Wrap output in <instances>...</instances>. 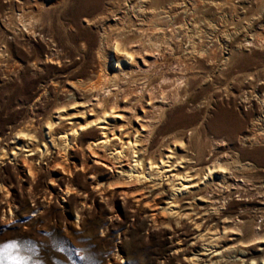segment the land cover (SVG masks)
I'll use <instances>...</instances> for the list:
<instances>
[{
    "label": "rangeland",
    "instance_id": "374dc122",
    "mask_svg": "<svg viewBox=\"0 0 264 264\" xmlns=\"http://www.w3.org/2000/svg\"><path fill=\"white\" fill-rule=\"evenodd\" d=\"M116 45L132 57L118 67ZM98 71L117 84L90 94ZM81 106H113L108 124L119 114L129 129L146 113L137 172L150 178L102 166L119 140L106 151L88 149L94 128L63 136ZM168 148L198 175L176 204L166 193L180 172L146 170ZM9 243L23 264H264V0H0V248Z\"/></svg>",
    "mask_w": 264,
    "mask_h": 264
},
{
    "label": "bare ground",
    "instance_id": "6f19581e",
    "mask_svg": "<svg viewBox=\"0 0 264 264\" xmlns=\"http://www.w3.org/2000/svg\"><path fill=\"white\" fill-rule=\"evenodd\" d=\"M154 11V10H153ZM152 10H141V9H137L136 12L138 13H141L142 14V17H145V14H152L153 13ZM118 19V18H117ZM114 21V20H113ZM106 33L103 31L100 35H99V43L101 44L103 42V40L106 39ZM108 40V39H107ZM105 43V42H104ZM103 43V45H104ZM121 45V44H120ZM119 45V46H120ZM119 46H114L112 47L114 52L113 55H112V58L116 61V64H117V67L122 65L123 61L127 62V60H132V57L131 55L129 54V52H126L127 49H124L123 47H119ZM122 46V45H121ZM161 48V47H160ZM98 51V49H97ZM162 51V50H161ZM99 53V52H98ZM97 55V54H96ZM101 55V54H99ZM133 55V54H132ZM98 56V55H97ZM99 58V56L97 57V59ZM101 60V59H100ZM47 62V61H46ZM130 62V61H129ZM50 63V62H49ZM53 63V62H52ZM102 68V67H101ZM100 70V69H99ZM104 72V70H103ZM144 75V74H143ZM145 76V75H144ZM115 76L112 75V74H106V73H102V71H98L97 73V76H96V81L95 82H89L90 84H88V87H85L87 88V92L88 93H101L104 91L108 92L109 90V87H113V86H116V81ZM130 78V77H129ZM132 78V77H131ZM139 78V77H138ZM139 79H142V78H139ZM138 79V80H139ZM143 80V79H142ZM151 81V79H149ZM137 81V79H136ZM147 81V79L145 80V82ZM144 82V83H145ZM149 82V81H148ZM147 82V83H148ZM82 83V82H81ZM80 83V84H81ZM74 84V83H73ZM77 84H79L77 82ZM84 85V83H83ZM140 85V84H139ZM151 85V84H149ZM79 86V85H78ZM73 88V87H71ZM116 88V87H115ZM78 89V88H77ZM85 92V91H84ZM148 93V92H147ZM111 94V93H110ZM97 95V96H98ZM109 95V94H108ZM145 96V95H144ZM143 96V97H144ZM98 99V98H97ZM147 100L149 104H147V106L151 107L154 103H155V100L152 99V97H147ZM94 101V100H93ZM107 102V101H106ZM157 102V101H156ZM153 103V104H152ZM162 103V101H161ZM102 105V104H100ZM108 105V104H107ZM106 108V106H104ZM113 107V106H112ZM110 107L109 109H103L102 108L101 112H93L88 114L86 113L87 110H85L84 108H82L81 106V110L76 112L75 114H72L71 115V120L72 123H71V127L70 129L63 135L65 138L68 137V136H74V135H77L79 136L80 138L82 137V132H85L86 134L89 133V132H93L92 129L94 128L95 130L97 131H100V133L98 134L99 136L97 137V139H94V141H91L90 145H88V149L90 148H93L91 146H94L97 147V146H100V148H105V146H109L111 143H113L110 138H113L114 140L116 139L119 140L120 142V147L119 148H112L111 149V152H115V161L114 162H108L107 161H104L105 163H102V166L104 168H107L109 169L110 166L111 168H116L118 169V172L117 174L119 173H123V174H126L129 178H135L133 180H140V179H146L147 177H149L151 174H143V171L142 172H137V170H140L141 166H142V163L144 162V155L147 154V148L148 146H144L142 140L144 138H146V134H148V127L149 126H146L145 123V112L143 113V116H137L135 117V120H134V123L136 124L134 127H132L131 129L129 128H126V122L123 121L124 117L122 115H115L116 119H121V123L122 125H119L117 128L114 127V125H111V124H108L107 120H106V114H108L107 112L109 111L111 115H114V113H112L114 107L112 108ZM64 109V108H63ZM98 109V108H97ZM116 109H114L115 111ZM76 111V110H75ZM89 112H91L89 110ZM57 114V112H56ZM78 114H81L82 116H79ZM60 115V114H59ZM84 115H86L84 117ZM147 117V116H146ZM108 119V117H107ZM81 120V121H79ZM125 120V119H124ZM56 123V122H55ZM129 124V123H127ZM48 128H51L52 124H47ZM97 127V128H96ZM155 127V126H154ZM156 128V127H155ZM53 129V128H52ZM152 130V129H151ZM155 130V129H154ZM49 132V131H48ZM78 132H81V133H78ZM153 132V131H152ZM51 133V132H50ZM155 133V131H154ZM153 133V134H154ZM150 134V133H149ZM51 135V134H50ZM23 136V134H22ZM148 136V135H147ZM32 137V136H31ZM150 137L152 138V136L150 135ZM148 137V138H150ZM28 138V137H27ZM74 138V137H73ZM24 139V138H23ZM70 139V138H69ZM33 140V139H32ZM146 140V139H145ZM148 140V139H147ZM111 141V142H110ZM52 142V141H51ZM150 142V141H149ZM143 143V144H142ZM112 145V144H111ZM110 145V146H111ZM46 146V145H45ZM67 146V145H66ZM113 146V145H112ZM27 148V146H26ZM29 148V147H28ZM67 148V147H66ZM108 148V147H107ZM106 149V148H105ZM36 150V149H35ZM110 150V149H109ZM129 150V152H132V154H136L137 156H133V158H136V160L133 159V161H130V157L131 156H127L126 158L124 157V153L125 151ZM29 151H33V150H29ZM28 151V152H29ZM107 151V149H106ZM31 153V152H30ZM166 153L165 155L162 156V158L159 160V165H156V163L154 162H149V163H146V165L148 166L146 170L148 169H157V171L159 170H167V171H164L165 173L166 172H170V171H174L175 169H177V172L179 171L180 173H178L177 175H172V181H180V184L178 185L179 187L176 189L175 188V185L173 186V190L171 192V194H168L166 193V196H167V201L168 200H171V202L167 203V204H173L177 202L178 198L175 197V194L178 192L182 193V191H185L187 189H194V188H198L199 185H196V183H194V180L196 179L195 177L198 176L197 174H194L192 175V172H184L186 171V169H188V167H190V165H193L194 162L192 159H185V158H180L178 160L175 159V157H173L174 155V152L173 150H171L170 148H168L166 150ZM127 155V153H125ZM149 154V153H148ZM125 155V156H126ZM199 155V154H198ZM112 156V155H111ZM121 156H123L121 158ZM4 157V156H3ZM2 157V158H3ZM6 157V156H5ZM171 160V161H169ZM131 162H133L134 165L131 164ZM148 162V161H147ZM187 166V167H184ZM109 166V167H108ZM214 167V166H213ZM241 167L244 168V170L247 169V167H249L248 164H243L241 165ZM140 168V169H139ZM167 168V169H165ZM136 169V170H134ZM171 169V170H169ZM241 169V168H240ZM145 170V169H144ZM181 170H184L182 173H181ZM215 170V167L214 168H207V170H205V172H207V174L204 172L203 173V176H201V179L205 176H208L210 175L211 172H213ZM243 170V169H242ZM198 170H193V172H196ZM216 173V172H215ZM158 174V173H157ZM156 174V175H157ZM163 174V173H162ZM213 174V173H212ZM211 174V175H212ZM120 175V174H119ZM171 175V174H170ZM158 176V175H157ZM150 178V177H149ZM195 178V179H194ZM207 178V177H206ZM211 178V177H209ZM175 179V180H174ZM199 179V178H198ZM197 179V180H198ZM125 180V179H124ZM138 180V181H139ZM150 180V179H149ZM211 180V179H210ZM208 182V181H207ZM206 182V184H207ZM202 184H205V183H202ZM205 184V185H206ZM177 186V184H176ZM149 194L151 193V191H147ZM205 197L203 198H200L199 201H201L202 203H206V204H210V202L206 199ZM178 203V202H177ZM166 204V205H167ZM184 205H186L187 207L188 206H191L193 207L194 206V201H189V202H185ZM210 205H208L207 208H202V207H199V210H207L208 211H212L213 209L209 207ZM173 207V206H172ZM175 208V207H174ZM167 210L169 211V213H172L173 209H170V208H167ZM177 214V212H173V214ZM197 214H200L197 213ZM180 216V215H179Z\"/></svg>",
    "mask_w": 264,
    "mask_h": 264
},
{
    "label": "snow or ice",
    "instance_id": "6c2138e0",
    "mask_svg": "<svg viewBox=\"0 0 264 264\" xmlns=\"http://www.w3.org/2000/svg\"><path fill=\"white\" fill-rule=\"evenodd\" d=\"M17 247L18 245L16 243H9L3 245V247L0 248V264H2L4 260H10L12 261V264H23L19 257H13L9 255L11 250L16 249Z\"/></svg>",
    "mask_w": 264,
    "mask_h": 264
}]
</instances>
